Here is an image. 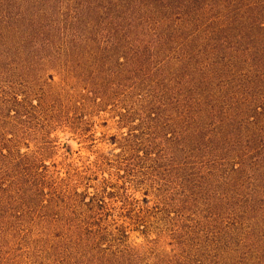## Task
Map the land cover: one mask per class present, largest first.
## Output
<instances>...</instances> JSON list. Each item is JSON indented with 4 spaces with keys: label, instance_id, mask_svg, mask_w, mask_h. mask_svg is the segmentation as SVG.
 <instances>
[{
    "label": "rangeland",
    "instance_id": "rangeland-1",
    "mask_svg": "<svg viewBox=\"0 0 264 264\" xmlns=\"http://www.w3.org/2000/svg\"><path fill=\"white\" fill-rule=\"evenodd\" d=\"M11 65L32 100L64 90L86 110L104 104L90 136L52 131L39 169L74 165L80 192L101 190L108 216L92 228L115 232L102 248L120 264H264V0H0V68ZM131 94L147 100L140 157L114 145L107 101ZM5 144L11 162L28 152ZM129 179L135 208L120 196ZM34 236L0 241V264H82Z\"/></svg>",
    "mask_w": 264,
    "mask_h": 264
},
{
    "label": "trees",
    "instance_id": "trees-1",
    "mask_svg": "<svg viewBox=\"0 0 264 264\" xmlns=\"http://www.w3.org/2000/svg\"><path fill=\"white\" fill-rule=\"evenodd\" d=\"M0 69V115H4V120L0 121L3 125L0 129V241H5L14 234H31L44 238L48 246L56 245L59 248L60 242L65 243V246L67 244L65 249L77 255L76 260H82V264H120V252L110 249L105 251L102 248L104 238L112 237L115 232L102 234L92 228L108 216L103 214L107 202L100 197L101 190L94 195L89 191L80 192L79 185L86 180V175L80 169H74V165L65 166L66 177H56L49 170L43 172L39 169L42 158L47 153L45 151L54 147L52 131L55 129L69 130L81 137L91 135L96 126L92 118L95 117L93 110L105 112L102 110L104 104H100L101 99L93 98L90 101L94 108L92 111L86 110L83 103L76 101L64 90L57 96H51L49 91H45L37 100H32L28 82L24 83L23 79L16 76L15 65H11L8 70L6 67ZM107 101L112 103L111 107L115 108L114 113L119 118L114 120L117 129L122 130L120 135L114 137V145L123 152L140 153L138 157L146 154L145 150L140 151L146 147L145 139L148 134L145 129H137L134 123L136 119L142 118L140 115L147 109V100L143 96L131 94L125 100L114 97L107 98ZM99 117L101 118V114ZM7 127H11V138L4 133ZM15 138L19 141H15ZM13 142L23 143L28 152L22 154L20 149L17 158L11 162L9 158L13 157L9 154L8 158L5 154V151L11 150L5 143ZM24 142H40L42 146L35 153ZM102 165L101 161L96 164L97 168ZM46 167L48 168L44 166ZM15 171L18 175L20 171L25 175L13 177ZM129 180L131 182L126 184L129 183L130 186L120 187V196L124 203L135 208L134 206L141 204V200L135 197L134 180ZM96 181L99 183V180ZM156 183L158 181L154 179V183L148 188ZM140 189H143L142 186ZM160 189L161 186L155 190L159 192ZM163 199L160 196L158 201ZM130 216L133 217V214ZM122 235L125 238L128 236L125 232ZM53 236L60 242L53 240L56 239Z\"/></svg>",
    "mask_w": 264,
    "mask_h": 264
}]
</instances>
